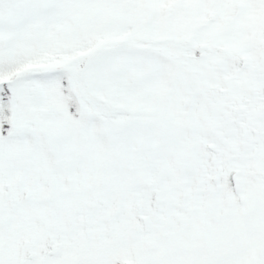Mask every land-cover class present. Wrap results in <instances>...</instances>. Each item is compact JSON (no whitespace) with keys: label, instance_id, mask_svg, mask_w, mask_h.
<instances>
[{"label":"snow or ice","instance_id":"obj_1","mask_svg":"<svg viewBox=\"0 0 264 264\" xmlns=\"http://www.w3.org/2000/svg\"><path fill=\"white\" fill-rule=\"evenodd\" d=\"M0 264H264V0H0Z\"/></svg>","mask_w":264,"mask_h":264}]
</instances>
